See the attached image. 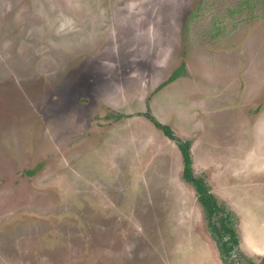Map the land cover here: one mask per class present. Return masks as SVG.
I'll list each match as a JSON object with an SVG mask.
<instances>
[{
    "label": "rangeland",
    "instance_id": "obj_1",
    "mask_svg": "<svg viewBox=\"0 0 264 264\" xmlns=\"http://www.w3.org/2000/svg\"><path fill=\"white\" fill-rule=\"evenodd\" d=\"M148 109L260 263L264 0H0V264H224Z\"/></svg>",
    "mask_w": 264,
    "mask_h": 264
},
{
    "label": "trees",
    "instance_id": "obj_2",
    "mask_svg": "<svg viewBox=\"0 0 264 264\" xmlns=\"http://www.w3.org/2000/svg\"><path fill=\"white\" fill-rule=\"evenodd\" d=\"M184 70L185 65L182 64L176 71H174L170 80L175 79ZM140 114L146 117L156 128L160 129L166 137L175 142V144L179 148L183 161L182 176L185 180L189 181L194 186L197 200L203 206L208 225L211 227V231L217 240L218 251L221 260L224 264H227V261L229 259V251L231 248L230 246L231 244L238 245L239 240L233 232V229L228 226V222H230V214L226 212L222 206L219 205L217 199L211 193L205 180L202 177H197L194 175L192 169L190 142L178 137L168 125L159 122L149 109L145 113ZM33 173L34 171H28V174L30 175ZM218 215H220L218 223L220 224L221 228H218V223L211 222L213 217ZM223 235H229L231 238L229 239V241H226L223 238ZM259 264H264V256L261 258Z\"/></svg>",
    "mask_w": 264,
    "mask_h": 264
},
{
    "label": "flooded vegetation",
    "instance_id": "obj_3",
    "mask_svg": "<svg viewBox=\"0 0 264 264\" xmlns=\"http://www.w3.org/2000/svg\"><path fill=\"white\" fill-rule=\"evenodd\" d=\"M221 215V214H220ZM214 216L212 221L211 222H216L218 223L219 222V216ZM218 228H221L220 224L218 223ZM223 238L226 240V241H229L230 239V236L229 235H223ZM230 251H229V259L227 261V264L231 263V264H245V261L244 258H243V255H242V252H238L239 251V244L238 245H235V244H231L230 246ZM233 257V260L231 259ZM252 262L249 260L248 261V264H251Z\"/></svg>",
    "mask_w": 264,
    "mask_h": 264
}]
</instances>
